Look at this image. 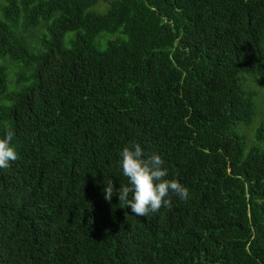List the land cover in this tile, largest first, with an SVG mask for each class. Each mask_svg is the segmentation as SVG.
Wrapping results in <instances>:
<instances>
[{
  "label": "trees",
  "instance_id": "obj_1",
  "mask_svg": "<svg viewBox=\"0 0 264 264\" xmlns=\"http://www.w3.org/2000/svg\"><path fill=\"white\" fill-rule=\"evenodd\" d=\"M104 1L0 0V264H264V0ZM133 142L187 201L104 199Z\"/></svg>",
  "mask_w": 264,
  "mask_h": 264
},
{
  "label": "clouds",
  "instance_id": "obj_2",
  "mask_svg": "<svg viewBox=\"0 0 264 264\" xmlns=\"http://www.w3.org/2000/svg\"><path fill=\"white\" fill-rule=\"evenodd\" d=\"M13 136L14 132L9 129L5 137L0 139V169L9 168L11 162L18 159L17 152L10 146ZM143 155L140 145L135 142L131 147L126 146L122 149L120 168L128 184L117 189L110 179L103 189L107 202H111L112 197L116 195L119 204L130 207L135 216L147 217L157 213L161 207L170 209L172 207L170 196L173 194L181 201L190 198L187 187L175 179H166L168 170L163 167L164 161L159 155L153 154L147 159H142Z\"/></svg>",
  "mask_w": 264,
  "mask_h": 264
},
{
  "label": "rangeland",
  "instance_id": "obj_3",
  "mask_svg": "<svg viewBox=\"0 0 264 264\" xmlns=\"http://www.w3.org/2000/svg\"><path fill=\"white\" fill-rule=\"evenodd\" d=\"M0 6H1V4H0ZM90 10L95 11L99 14H103L107 10V4L105 3L104 0H98L97 4L95 6H93ZM43 33H45V30L43 29L42 26H39V27L27 32V33L22 34V35H23V38L25 39L27 45L29 46V48L34 49L35 47H37L38 39L41 37V35ZM72 36H73V33H67L65 35L64 41H65L66 45H67L68 39ZM114 38H115L114 35L102 33L97 38L96 44L99 47V46H101V42H103L107 39H114ZM253 89H255V88L253 87ZM255 90L257 92L256 99H255L256 116L250 125H248L246 128L245 127L242 128L239 131L240 134L244 138L246 149L255 143V131L261 123H264V117L262 116V113L264 111V90L261 88H256Z\"/></svg>",
  "mask_w": 264,
  "mask_h": 264
}]
</instances>
